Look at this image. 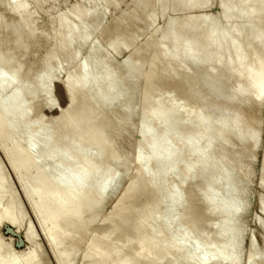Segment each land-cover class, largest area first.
I'll use <instances>...</instances> for the list:
<instances>
[{"label":"bare ground","instance_id":"1","mask_svg":"<svg viewBox=\"0 0 264 264\" xmlns=\"http://www.w3.org/2000/svg\"><path fill=\"white\" fill-rule=\"evenodd\" d=\"M9 1L13 4L10 13H14V17L17 18L13 20L16 26L12 28L11 34L15 37L14 43L19 47L22 44V41H19L22 33H25L28 38H33L35 33L31 29L28 30L27 18L21 14L24 7L17 4L16 0ZM166 1L161 0L162 13L166 10ZM209 1L172 0L173 5L171 3L170 8L179 12H192L208 4ZM2 5L5 3L3 2ZM146 5L147 2L144 6ZM220 6L222 11L219 18H210L211 16L208 18L203 14L206 18L196 19L193 15H186L182 19L169 20L171 21L169 29L162 36L164 41L157 42L155 39L157 42L155 43L154 38L150 37L154 42L149 40L144 46L149 49L150 55L143 84V89H146L142 98L145 107L141 111V132L144 142L140 145L136 158L140 169L136 170L138 175L127 189L125 188L122 198L119 202L117 201V206L115 205L116 208L114 206V212L112 211L113 213L109 214L106 219L111 226L109 232L104 238L93 239L90 244L88 243L85 257L91 260V264H145L146 259L157 251L160 252L159 259L147 260L149 263L146 262V264H162L165 259H168L170 249H172L166 244L169 240H173L178 250L189 253L186 250L190 247L191 238L196 234V223L199 221V215L195 213L196 209L193 210L194 213L189 211L191 216L189 222L191 223L180 238H164L165 232L163 231V233L160 232L163 236H160V233L155 234L156 241L147 244L137 237L140 251H137L138 254L135 250V252L132 251L137 254L136 256H130L129 253L126 255V252L117 247L118 245H114L115 243L112 246L107 238L110 240L115 231L120 232L117 229L123 224L129 225V221L135 223V217L137 220L136 215L137 213L139 215L140 210H142L140 212L142 216L139 215L141 217L138 216L139 219L157 221L160 217L158 208L164 198H171L173 205L176 204L178 207L186 205L184 190L187 186L185 185L199 177L205 185L202 198V201L207 203L205 213L210 216L217 213L225 216L214 237L210 238L207 234L208 236L204 235L199 240L201 242L197 245L198 250L201 252L206 250L207 254H210L200 256L198 264H209L212 258L223 263L230 261L231 264H238L237 251L240 233H233L232 217L242 206V201L237 194L241 166L236 163L235 165L226 163L230 166L226 165L225 161L228 156L222 154L220 148L233 143L243 148L249 146L251 149L257 148L258 145L260 122L254 116V111L264 100V0H220ZM70 13H73L77 25L71 23L69 21L71 18L67 19L64 15L58 18L59 32L65 34L60 39L59 51L61 56L66 57L67 65L74 58V54L70 51L73 43L75 41L79 44L84 43L93 33L84 28V25L87 26L91 22L89 11L77 5ZM1 21L2 15H0V29L2 30ZM80 29H85V31H80ZM8 43L10 44V41ZM1 45L0 40L1 148L6 151L10 164L17 172L26 197L33 201L32 208L42 223V231L57 254L59 263L68 264L71 257L75 255L77 245L83 242V234L97 218V215L91 218H86L85 215L103 206L109 198L110 189L112 193L114 192V185L116 186L119 179L123 177V173L118 172L119 168L116 170L117 163L124 165L123 168L121 165V170L124 167L127 169L128 166L124 158L126 154L123 156V152H120L124 160L123 158L119 160L120 156L117 155L115 147L119 146L115 145L120 138L116 136L117 140H115L109 137L108 133H111L108 130L109 124L102 123L103 120L100 118L98 121V116L102 113L98 112V105H103L114 96H121L124 100L131 101L134 94L129 93L128 88L132 87L128 86V82L127 88L125 80L131 78V84V80L140 79L146 58L134 60L131 54L122 65L126 68V72L123 73H127L124 76L120 74L123 70L118 69L122 67L112 65L108 60L109 56L99 59V45L96 42L92 43L88 58L80 64L77 72L70 73L66 78L65 83L69 87L68 100L73 108H70L69 113L66 111L68 114L60 115L50 126L45 127L39 125L42 116L37 118L34 126L29 120V115L34 108L32 105L35 99L40 94L50 95V76L44 71L40 76L36 75L30 83L22 80L20 76L22 67L18 62L13 65L14 58L7 57ZM252 49L253 52H249ZM247 51L251 54L249 55ZM245 52L249 55L248 57H245ZM243 62H245L244 67ZM176 63L179 65L177 68ZM186 64L194 67L197 64L199 67L204 65L208 69V73L205 74H209L211 79L212 76L216 78L208 80V77L195 71L191 75L190 86L197 93V97L192 99L180 97L175 91L162 90L160 96L156 98L151 95V90L155 88L153 87L154 80L174 78L181 71L186 73V70L181 69V66ZM225 84L233 85L235 90L229 87L231 90L226 91L223 87ZM10 86L15 89L12 87V94L4 97L5 91L11 88ZM124 86L129 91L125 90ZM159 86L162 88V83ZM202 91L207 92L204 98L200 95ZM26 95L30 96L29 103L23 101ZM163 95H170V97L164 98ZM78 98L81 100L79 103H77ZM221 103H229L234 107H241L242 110L219 109ZM156 111L160 113L157 115ZM112 118L111 121L114 120ZM190 122H194V127L190 126ZM112 128H114L113 125ZM117 131L115 134L120 133ZM18 136L25 138L26 148L15 145ZM92 150L94 154L92 152V155H89ZM41 151L45 154L39 157L38 153ZM230 161L229 163L235 162ZM262 161L263 183L261 185L263 184L262 190H264V160ZM119 173L122 174L121 178H119ZM194 189H196L195 186ZM143 194H146L149 199L146 205L143 204L145 208L140 207L138 212V206L136 208L132 202L135 199L138 200ZM8 197V191L4 186V175L0 172V224L3 221L16 224L18 221L17 206L12 205L10 211L5 207V203L9 201ZM124 201L129 202V205L120 208ZM134 206L137 209L136 215H134ZM260 213L258 214L260 218L257 217V219L263 221L264 201L260 204ZM180 214L178 212V216ZM139 224L134 225L135 229L132 225L134 229L132 231L140 232ZM30 230L27 238L32 242ZM132 231L130 232L132 236L129 235L130 239L133 238ZM141 234L144 237L147 236L142 231ZM127 239L128 235L126 242L130 241ZM69 240L72 241L68 242L69 245L73 244V246L67 249L65 243ZM122 242L119 241L120 246ZM3 247L4 243L0 239L1 251ZM30 250L22 253L21 256L13 253H7V256L0 255V264H34L35 250L32 252ZM121 251L125 253V256H121ZM27 254L30 255L27 257ZM234 256L235 258H232ZM261 260V256H253L249 258V263L260 264Z\"/></svg>","mask_w":264,"mask_h":264},{"label":"rangeland","instance_id":"2","mask_svg":"<svg viewBox=\"0 0 264 264\" xmlns=\"http://www.w3.org/2000/svg\"><path fill=\"white\" fill-rule=\"evenodd\" d=\"M142 1L144 3L141 4ZM142 1L141 0H16L17 4L22 5L24 7L23 10L21 11V14H23L27 18L26 23L28 26L27 28H29L28 30L31 29L33 33H35L34 36L36 35L35 37L33 36V38H28V36L26 37L25 33H22L21 36L22 38H19V41H22V44H20V46L17 47V45L14 43L15 37L13 34H11L12 28L16 26L15 25L16 22H14L13 20L17 19L16 17H14V13L12 14L10 13L12 12L10 11V9L13 6V4L9 0H0V15H2V21H1L2 30L0 29V33H1L0 40L2 41L1 48L3 50V53H5L7 57L12 56V58L15 59V60L13 59V65H15L16 62L19 63V65L22 67V69H20L21 79L26 82L29 83L32 82V79L35 78L36 75L38 77L44 71H46V73L50 76L49 79V84L51 85L50 95L46 96L44 94H40V96H38L35 99V102L32 105V108L33 106L34 108L31 110V113L29 115V120L34 126L36 125L35 122L37 121V118L39 119L40 116H42L41 117L42 119L39 122L40 123L39 125L48 127L53 123L55 119L59 118L60 115L61 116L64 114L66 115L71 111L73 106L71 107V102L70 100H68L69 87H67L65 83L66 78L70 73H73L75 71L77 72L79 70L80 64L82 62H85V60L88 58L90 53L89 51L90 45H92V43L96 42L99 45L100 48L99 59H102L101 57L103 56L104 57L106 56L107 58L109 56L110 59L108 58V60L111 61L112 65L116 67L119 66L122 67V68H118L121 71L123 70L122 72H120V74L122 75L127 74V73H123L126 72V68H124V66L122 65H124V63L129 59L131 54L133 55L134 60L135 59L144 60L146 58L145 59L146 62L142 67V73L140 79L138 80L135 78V80L134 79L131 80V84H130L131 78L130 79L127 78L129 81L127 79L125 80L126 82L125 86L129 82L128 86L132 87V88H128L126 86L130 90L129 93L133 92L134 94V98L131 101L128 99L124 100V98L121 96H114L115 98L111 97L112 99L110 98L111 100L109 99L110 101L103 103V105H98V112L100 113L102 112L98 116V121L100 118L101 120H103L102 123L107 122L109 124L108 130L114 135L113 137L111 133L110 134L108 133L109 137L111 136L113 139L115 138V140H117L116 136L120 138L119 142L118 140L117 142L115 141L117 144L115 146H119L115 148L117 151V155L120 156L119 160H122L123 158L122 154L123 156L124 154L127 155V156L125 155L124 158L126 159L128 166L126 167L127 169H125L124 167V169L121 170V168H123L124 165L117 163L116 170L117 168H119L120 171L118 172L123 173V175L119 173V178H121L122 176L123 177L119 179L120 182L118 181L116 183L117 187L114 185L115 187V188L113 187L114 192L112 193V190L110 189L111 192L109 191L110 193H108L109 198H107L103 206L101 205L99 210L91 211L85 215L86 218H91L97 215V218L90 224V226L86 230L87 232L83 234V239H82L83 242L79 243L81 246H79V244L77 245L78 250L76 249L75 255L71 257V259L69 260L70 262L68 264H91V260L85 257L87 251L86 249L88 248V243L90 244V242L93 239L100 240L104 238L106 233L109 232V228L111 229V226L110 223L106 221L107 217L109 216V214L111 215V213L114 212L113 210H115L117 203L120 201L119 199L122 198L121 196H123L122 193L125 192V188L127 189L131 181L134 180V178H136V176L138 175V173H136L137 172L136 170H138V168L140 169V165L139 163H136V158L139 154V147L142 144V142H144V138L142 137V132H141L142 129L141 111H143L145 107V103L144 100H142V98L144 96L143 92L146 89L145 90L143 89L144 88L143 84L148 69V63H149L148 59L150 55L149 49H147L144 46H146L149 40L151 42L155 41V43L163 42L164 39H162L163 38L162 36L169 29L170 22L173 19L174 20L182 19L186 15H190V16L193 15V17H195L196 19H198L199 17L200 19L206 17L209 18V16H211L210 18H219L221 16V11H222L220 6V0H210L208 4L203 5L199 9L186 13L175 11L174 9L172 10V8H170V6L173 5L172 0L166 1L165 3L166 12L163 11V13L161 9L163 8L162 7L163 3L161 2V0H154V1L142 0ZM3 2L5 3V5H2ZM145 2H147L146 6H144ZM159 3H161L162 5ZM77 5L84 7V9L90 12L91 17L89 18V20L91 22L89 21L90 24H88L87 26L84 25V28L86 29V31L87 30L93 31V33H91L90 35L91 37L89 36L87 38L86 42L79 44L75 41L74 42L75 44L73 43V46L70 49V51H72V53L74 54L73 55L74 58H72L71 63L67 65V62H65L66 57L64 55L61 56L60 55L61 53L59 51V43L63 34L59 32L60 28L58 24V18L61 15H64L67 19L71 18L69 19L71 23L73 24L75 23V25H77L76 19L73 17V13H70L71 10ZM170 9L172 10V12ZM152 14H154L155 16ZM203 14L206 17H204ZM129 19L131 21H129ZM85 29H80V31H85ZM150 37L152 39L154 38V41ZM155 39L157 40V42ZM9 41L10 44L8 43ZM137 51L140 52L137 54L136 53ZM247 52H245V57H248L251 54V53L249 54V52H253V49L248 52L249 55H247ZM244 64L245 62H243L242 65L243 67L245 66ZM175 65L176 68L179 66L177 63ZM197 65L195 67L192 66L191 64H186L181 66V69L186 70L187 72L184 73V71H181L180 74L175 75L174 78H169V79L162 78V79L154 80L153 87L155 86V88L154 90H151V95L154 98H156L160 96L161 91L164 90V91H175L176 94L178 93V95L183 98L192 99L194 97H197V93L193 91L191 89L193 87L190 86L191 75L195 71H197L198 74H201L202 76L205 75L206 77H208L207 78L208 80L209 79L213 80L214 78L212 76L211 79L209 78L211 77L209 74H205L208 73L207 71L208 69L204 65L203 67H199V64ZM8 69L10 70V68ZM161 83L163 89L160 88L159 86L161 85ZM228 85L229 84L223 85L226 91L231 90V88L229 89V87L233 86V85L231 86V84L229 86ZM125 86L124 89L129 91ZM225 86L228 89H226ZM12 87L9 89L7 88L8 90L5 91L4 97L5 96L7 97V95L12 94L11 91L13 92V90L11 89L14 88ZM233 88L234 87H232V89ZM234 90L235 89H233V91ZM200 95L202 98H204L207 96V92L202 91ZM163 96L164 98L170 97V95H163ZM29 98L30 96L26 95L23 98V101L27 103L29 101L28 100ZM80 101L81 100L78 98L77 103H79ZM206 102L207 105L209 106L208 101ZM116 103H118V105ZM221 104L222 105L219 107V109L227 108L231 110H236V109H239V111L242 110L241 107H234L229 103H221ZM106 109H108L107 111L109 113H107V111L105 112ZM157 111L155 113L158 115V113L160 112ZM254 116L260 122L259 124L260 137L258 140L257 148L251 149L249 146L248 148H243L234 143L223 145L222 148H220L222 149L221 150L223 152L222 154L228 156L227 160H229V162H231L230 160L235 161V162L232 161L233 163H229L226 160L225 164L228 163L230 165L231 164L235 165L236 163L237 165L241 166L240 168L241 178L237 185L238 187L237 194L240 201H242V206L241 209L237 211V213H234V215L236 214L235 216L232 215L234 216L232 217L233 233L235 232L240 233L239 247H238L239 249L237 251L238 264H250L249 258L253 256L254 257L261 256L262 260L260 264H264V220L259 221L257 219V217L261 214L260 204L261 202L264 201V190H262L263 184L261 185V183H263L262 160H264V100L262 101V104L259 106V108H257L256 111H254ZM110 117L111 118L113 117L112 120L113 119L114 120L111 121ZM111 124L114 126V128H112ZM105 125L107 126V124ZM190 126L194 127V122H190ZM112 129H117L120 133L115 134L117 130L114 131ZM16 138H17L15 141L16 146H20L22 148L27 147V142L25 138L21 136H18ZM1 141L2 138L0 137V172H2V174L4 175V186H6L9 196L8 197L9 201L5 203V207L8 211H10L12 205L17 206L18 221L16 224H13L8 221H3L0 224V239L2 243H4V247L2 251L0 250V255L7 256V253H13L16 256H21L22 253L28 252L31 249L30 250L31 252L32 250H35L34 264H62L59 263L57 254L54 252L52 246L48 241V238L42 231V223L38 218L36 212L32 208L33 201H31L26 197L24 187L20 181L17 172L15 171L14 167L10 164L6 151L3 148H1ZM8 146H11V144H8ZM92 152L94 154V151L92 150L90 151L89 155H92ZM120 152L123 153L121 154ZM44 154L45 152L41 151L40 153H38V156L41 157ZM123 171L126 173H124ZM243 175L245 177H243ZM194 180L192 182H188L189 185L188 184L185 185L187 186L185 187L184 190L185 201L187 202V204L178 207V205L176 204L173 205L171 198L169 197L164 198L158 208L159 210L158 216L160 217L158 218L157 221L145 220L143 218L139 219L141 218L140 216H142L141 215L142 213H140L142 210H140L139 212V208L141 207V209H144L145 208L144 205H146V202L149 199L147 198L148 196L146 194L141 195V197H139L138 200L136 199L133 200L132 203L135 204L136 208L138 206V212L140 216L138 215L137 209H135L134 206L133 207L135 212L134 215H136L137 213L136 215L137 220L136 217L134 216L135 223L129 221V225L123 224V226L120 227L118 226L119 228L117 230H119L120 232L115 231V233L112 234L113 236H111L110 240L107 238L109 243L112 244V246L118 245L117 247L121 248L123 252H126V255L129 253L128 255L130 256H136L139 253L137 251H140V247L138 243L139 241L137 240V237L139 239H143L144 242L147 244L154 243L156 241L155 234H158L160 232L163 233V231L165 232L164 236L162 235V233H160L159 235L160 236L162 235L164 238H169V239L172 237L176 239L180 238V236L187 230V227L191 223L189 222L191 220L189 211L194 213L193 210L196 209L197 212L195 213L199 215V221L198 223H196V229H197L196 234L195 236L193 235V237L190 240L191 244L190 247H188L189 251L188 249L186 250L189 253H186L184 250L183 251L178 250V247H175V243L173 242V240H169L167 241L166 244L172 249H170L171 252L169 251L170 254L167 257L168 259H165V261L162 262V264H198V259L200 256L202 255L209 256L210 253L207 254L206 250H204L203 252H201V250H198L197 245L200 244L201 241L199 240L202 239L204 235L208 234L210 238L215 236V234L219 230L220 222L224 219L225 215L217 213V214H211L210 216L205 213V210H207L206 208L207 203L206 202L204 203L203 202L204 200L202 201L203 193L205 191L204 190L205 185L203 184L201 177L195 178ZM198 182L200 184H197ZM194 186L196 189H194ZM198 192L201 193L199 194ZM197 199H199V201ZM127 204L129 205V202L124 201L121 204L120 208L126 207ZM199 205H201V207ZM178 212L181 213L180 215L182 216L180 215L178 216ZM185 212L187 213L186 215ZM137 223L139 224L138 229H140L143 232V234L145 233L144 235L147 236L145 237L142 236L141 231L140 232L136 230L135 232L132 231L134 225ZM141 224H143V226ZM130 227H132L131 231L133 233V238L131 237V239L129 238L130 236H132V234H130L131 231H129ZM29 229H31L30 233L32 234V242L27 238ZM127 232H129V234ZM127 235H128V239H130V241L128 242H126ZM119 241L120 243L123 241L121 246ZM68 242L71 243L72 241L69 240L65 243L66 246L65 248L67 249L73 246V244L69 245ZM21 243L23 244L22 246H20ZM134 250L136 251L137 254L134 253L135 252ZM122 251L120 253H122ZM159 253H160L159 251L154 253L152 256H150L151 258L149 257V259H146V262L147 260L152 261V259L158 260L159 259L158 257L160 256ZM124 254L125 253H122L121 256H125ZM189 254L190 255L192 254L193 256L192 255L191 256L193 258L189 256ZM29 255L30 254H27V257ZM232 258H235V256ZM149 261L147 263H149ZM209 264H231V263L230 261H228V263L215 261V259L212 258L209 261Z\"/></svg>","mask_w":264,"mask_h":264},{"label":"water","instance_id":"3","mask_svg":"<svg viewBox=\"0 0 264 264\" xmlns=\"http://www.w3.org/2000/svg\"><path fill=\"white\" fill-rule=\"evenodd\" d=\"M23 244L21 243V245L20 246H22Z\"/></svg>","mask_w":264,"mask_h":264}]
</instances>
